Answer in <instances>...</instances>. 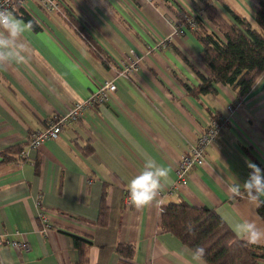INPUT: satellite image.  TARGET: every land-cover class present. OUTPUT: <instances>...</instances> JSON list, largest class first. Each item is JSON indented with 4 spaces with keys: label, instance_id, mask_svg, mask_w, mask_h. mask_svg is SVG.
Wrapping results in <instances>:
<instances>
[{
    "label": "crops",
    "instance_id": "crops-1",
    "mask_svg": "<svg viewBox=\"0 0 264 264\" xmlns=\"http://www.w3.org/2000/svg\"><path fill=\"white\" fill-rule=\"evenodd\" d=\"M96 1L100 7L58 0L59 9L49 13L33 0L20 6L37 27L22 39L27 64L0 70V233L25 239L29 248L0 246V264H78L72 237L83 243L82 264H187L182 253L188 248L158 225L161 207L177 199L213 210L237 239L243 240L234 231L237 222L264 228L258 205L229 192L248 179L246 160L264 170V72L240 100L221 84L213 85L214 94L194 93L197 75L208 78L209 71L191 31L175 29L197 7L203 16L204 0ZM209 1L222 15L228 9L254 26L253 0ZM64 10L79 29L66 22ZM203 24L223 41L206 19ZM89 41L112 60L107 68ZM128 54L139 65L121 76L117 70ZM107 81L115 86L109 101L66 124L57 138L27 147L20 157L6 152ZM215 116L224 125L205 148L203 166L175 187L174 162ZM87 142L91 152L84 155ZM149 158L171 169L169 179L158 206L136 209L127 185ZM38 207L56 214L46 235L36 226ZM117 244L132 245V257L117 255Z\"/></svg>",
    "mask_w": 264,
    "mask_h": 264
},
{
    "label": "trees",
    "instance_id": "trees-1",
    "mask_svg": "<svg viewBox=\"0 0 264 264\" xmlns=\"http://www.w3.org/2000/svg\"><path fill=\"white\" fill-rule=\"evenodd\" d=\"M253 1L255 3L253 7L254 26L228 9H224V16L211 1H202L200 8L204 13L203 18H196L192 28L186 27L201 45L199 57L209 71L208 78L197 73L200 84L194 88V93L214 94L213 85L221 84L229 87L240 100L250 92L256 80L263 74L264 0ZM11 10L25 22L31 20L34 25L33 29H36L37 26L33 19L19 5H15ZM65 14L66 22L79 29L76 20L66 11ZM181 18L179 23L183 21V16ZM204 19L213 26L223 41L205 28ZM84 40L89 39L85 37ZM89 48L106 68L112 62L96 46L91 44ZM173 51L192 68L180 51L177 49ZM94 106L96 105L92 107ZM262 123H264V118ZM89 145L88 142L85 143L89 149L87 151L82 149V153H86L84 155L91 152ZM27 147L28 142L25 145L11 147L6 152L20 157ZM3 156L6 157L4 153ZM33 166L34 172L37 173L38 162L36 161ZM256 212L264 222V205L257 206ZM158 225L163 232L173 235L188 249L197 246L204 247L207 264H264V246L250 245L244 240L235 238L217 214L206 207L195 208L186 204L182 199H177L161 207ZM72 242L78 252V264H82L83 243L77 237H72ZM114 251L121 257L131 258L133 247L130 244H117Z\"/></svg>",
    "mask_w": 264,
    "mask_h": 264
},
{
    "label": "clouds",
    "instance_id": "clouds-1",
    "mask_svg": "<svg viewBox=\"0 0 264 264\" xmlns=\"http://www.w3.org/2000/svg\"><path fill=\"white\" fill-rule=\"evenodd\" d=\"M33 26L31 20L25 22L12 10L0 8V70H6L10 65L27 64L29 57L22 39ZM245 163L250 169L249 177L244 183L237 181L229 187L231 197L236 198L244 194L251 203L264 205V170L249 160ZM170 171V168L161 166L156 160L147 159L143 170L127 185L130 204L136 209L158 206L161 203L160 194L164 191ZM234 231L250 245L264 241V228L254 221L237 222ZM182 255L187 259V264H207L204 247L190 248Z\"/></svg>",
    "mask_w": 264,
    "mask_h": 264
},
{
    "label": "built area",
    "instance_id": "built-area-1",
    "mask_svg": "<svg viewBox=\"0 0 264 264\" xmlns=\"http://www.w3.org/2000/svg\"><path fill=\"white\" fill-rule=\"evenodd\" d=\"M30 0H0V8L13 9L15 5H24ZM45 12L57 11L59 9L55 0H33ZM151 2L152 0H146ZM196 18H203L202 12L199 9H194L189 16H183V21L178 23L175 33H183L186 27L192 28ZM163 42H160L162 44ZM159 46V45H158ZM138 59H132L130 54L124 58L121 63L119 74L125 76L133 73L136 70ZM115 90L112 82H104L90 93V95L83 101L74 103L68 111L59 116L50 119L45 124L44 128L33 134L28 142V148L37 149L42 143L47 140L57 138L66 124L77 123L86 111L93 105L106 103L109 101L110 96ZM226 110L231 112V108L227 107ZM224 125V120L214 118L209 120L206 127L198 134L195 141L192 143L189 151L180 155L174 162V171L176 174L175 187L183 185L188 179V173L194 167H202L204 164V151L205 148L212 145L217 137L221 127ZM161 211V209H160ZM159 211V212H160ZM56 215L41 207H38L36 213V226L39 233L46 235L51 230L49 222L50 215ZM6 246L16 251L26 252L29 248L25 239H11L7 233H0V246Z\"/></svg>",
    "mask_w": 264,
    "mask_h": 264
},
{
    "label": "rangeland",
    "instance_id": "rangeland-1",
    "mask_svg": "<svg viewBox=\"0 0 264 264\" xmlns=\"http://www.w3.org/2000/svg\"><path fill=\"white\" fill-rule=\"evenodd\" d=\"M153 1H155V0H152L150 3H152ZM76 2H77V0H76ZM80 2L78 1V4H81ZM90 2H91L92 6L100 7L99 3L96 0H90Z\"/></svg>",
    "mask_w": 264,
    "mask_h": 264
}]
</instances>
